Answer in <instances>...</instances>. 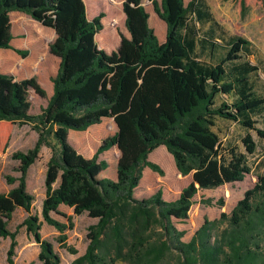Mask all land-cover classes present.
<instances>
[{"label": "trees", "instance_id": "trees-1", "mask_svg": "<svg viewBox=\"0 0 264 264\" xmlns=\"http://www.w3.org/2000/svg\"><path fill=\"white\" fill-rule=\"evenodd\" d=\"M147 1L166 27L163 43L148 26L142 6ZM98 5L106 9L109 28L124 21L129 35L120 37L111 53L96 44L109 37L102 38L103 15L91 21L86 17V9L89 15ZM240 6L244 13L245 0ZM120 7L119 0H0V50L27 57L26 51L10 45L8 14L19 12L54 32L49 54L59 60L50 80L52 95L35 115L30 113L29 92L46 99L38 82L0 74V155L9 146L14 126H29L37 134L33 149L11 156L19 163L14 169L19 177H4L8 185L16 184L0 194V238L10 240L6 264H14L21 228L39 246L40 263L60 264L52 245L41 239V224L32 214L34 198L26 191L27 171L42 147L50 151V158L41 216L59 233L57 243L65 246V233L73 227L71 218L58 212L60 205L71 208L74 216L85 213L97 220L88 227L84 254L70 264H264L263 174L256 175L229 214L204 219L187 242L182 241L185 232L175 227V222L187 220L199 191L240 183L250 174L246 155L254 154L256 144L249 133L264 139V131L256 128L264 98L251 81L259 71L247 60L253 54L251 43L240 37L217 43L223 40L215 36L220 26L206 0L186 5L183 0H124L122 11ZM196 25H208L202 38ZM47 45L40 30L25 42L35 54L18 70L21 76L41 66L45 72L52 69V61L39 57ZM205 54L207 61L202 59ZM104 119L112 120L116 132L85 158L69 144L68 133L86 131ZM219 121L246 132L241 140L244 153L222 144L216 131ZM159 147L190 182L175 200H163L161 190L136 198L144 169L163 175L148 161V156L154 160L152 152ZM112 148L118 151L114 181L99 177L108 168L99 156ZM17 208L28 216L10 233L7 225ZM51 214L67 223L55 221ZM67 251L77 255L74 248Z\"/></svg>", "mask_w": 264, "mask_h": 264}, {"label": "rangeland", "instance_id": "rangeland-1", "mask_svg": "<svg viewBox=\"0 0 264 264\" xmlns=\"http://www.w3.org/2000/svg\"><path fill=\"white\" fill-rule=\"evenodd\" d=\"M123 1L124 0H119L121 3V11ZM189 1L190 0H183L184 5ZM206 2L211 9L214 20L220 26V29L216 30L215 36L223 40L222 42L215 40L217 43L225 45L224 41L229 37H240L251 43L253 54L248 57L247 60L252 65H257L259 67V71L251 77V81L253 82L258 95L264 98V0H245L246 10L244 13H242L241 10L240 0H206ZM142 6L149 16L148 20L150 19V21H148L149 28L152 29L158 42L163 43L166 32L164 23L154 14L150 2H143ZM100 14L103 15V18L101 19L102 30H104L102 38H107L106 36L111 38L108 37L109 39L107 38L106 42L102 45L99 42L96 44L99 49L111 53L117 50L120 43V37L129 38V35L124 27V21H121L120 24L114 28H109L110 18L106 9L102 5H98L93 10L89 9V15H87V18L90 21ZM24 16L28 17L26 15ZM28 19L31 24L20 21L17 26L18 28L23 29L24 33L13 39L16 47L21 51H26L28 55L25 59L18 56L17 64L7 63L6 66L12 67V76L16 81L34 78L45 91L46 99L39 98L34 95L32 91L29 92L28 100L31 104L30 113L35 115L41 108L46 106L47 99L52 95V84L50 80L57 72L59 60L49 54V45L54 40L52 32L43 28L29 17ZM196 27L198 38H202L208 29V25H196ZM39 30L48 39L46 51L45 53L43 52L42 55H39V57L42 56L44 62L47 60L52 61V69L45 72L44 66H41L37 72L21 76L18 70L27 65L25 60H27L28 57L32 58L31 54H35V49L32 48L31 50H28L23 44H25L27 40H31L34 37V34L38 35ZM202 59L205 61L208 60L206 54ZM255 120L257 123L256 128L264 131V112ZM31 131L30 127L26 126H15L13 128L12 138L8 146V154L4 158V161H11L12 154L16 152L26 153L33 149L36 142L34 143L32 140ZM216 131L224 146L236 148L238 152L244 153L241 140L245 137L246 132L240 127L233 123L219 121L216 126ZM115 132L116 127L112 120L104 119L100 124L92 126L86 131L71 132L68 134V142L79 154L85 158H91L100 143L105 138L114 135ZM249 134L256 144L254 154L246 155V162L251 170L250 174L245 176L244 180L240 183L224 185L214 190H203L196 194L193 198V205L188 212L187 220L178 223L175 222V227L178 230L185 232V235L182 238L183 242H187L190 239L194 231L203 223L204 219L212 221L218 219L221 213L229 214L235 204L243 197V193L255 183L256 175H264V139H259L253 132H250ZM21 140H23V142L20 144L19 142ZM152 153L154 160H150L148 156V161L159 166L163 175L159 176L148 169H144L136 193L140 197L144 196V198H147L150 193L154 194L156 191L161 190L163 200H174L178 197L180 191L189 184L190 177H181L177 173L172 158L168 157V154L163 147L157 148ZM116 159L117 157L114 149L99 156V160H104L108 163V168L103 172L105 178L109 179L115 173ZM9 170H11L10 172L12 173V164L10 165ZM36 184L37 182L33 184V189H35L34 192L38 189ZM220 203H222V206H220ZM86 217V215L78 217L75 220V224H73L71 219L73 227L65 235V246H60L57 243L58 236L53 239L48 237L47 239L49 241L44 240L52 245L60 259V264H70L75 257L68 253V247L74 248L77 253H82L85 250L88 243L86 240V234L88 227L90 226ZM64 223H67L66 219ZM31 240H33L32 237ZM6 242L0 240V258H5V261L6 252L9 248V241ZM20 242L21 250L14 257V261H16L17 264H42L38 261L39 246L34 240L32 245H28L25 237L20 235ZM115 264L123 263L117 262Z\"/></svg>", "mask_w": 264, "mask_h": 264}, {"label": "crops", "instance_id": "crops-1", "mask_svg": "<svg viewBox=\"0 0 264 264\" xmlns=\"http://www.w3.org/2000/svg\"><path fill=\"white\" fill-rule=\"evenodd\" d=\"M8 16H9V20L11 18L10 23H11L12 40L10 42V45L13 49H18L16 47V45L14 44L13 39H14V37H18V35H22L24 33V30L18 28L16 21L20 20L22 22L30 23V24H31V22L28 19V17H25L22 13L10 12L8 14ZM86 17H87V14H86ZM87 20H88V18H87ZM47 30H50V29H47ZM50 31L52 32V36L54 38L55 37L54 32L52 30H50ZM23 45H25V44H23ZM7 63L17 64L18 63V55L16 53H14L12 50H0V74L13 75L12 69H11L12 67H7L6 66ZM26 127H29V126H26ZM71 132H73V131H70L68 134H70ZM12 133H13V129L11 132V138H12ZM31 134H32V140L35 143L36 139H37V134L33 131H31ZM10 141H11V139H10ZM22 142H23V140H21L19 143L21 144ZM112 149H114V151L116 153V157L118 158V151L116 150V148H112ZM8 150L9 149L7 148L6 152L4 154L0 155V194H7L11 189H13L16 186V184L8 185L7 182L5 181V178H4L5 176H10L13 178L19 177V174L14 171V169L19 165V163L17 161H14V160H11L9 162L4 161V158L8 154ZM49 158H50V151L47 148L42 147L40 149L39 159L33 165H31L29 167V169L27 171V175H26V191L30 195H32L34 198V201L32 204V214L37 216V218L41 224V226H40L41 238L43 240H46V241H49L47 239L48 237L53 239V238L59 236V233L53 227L48 226L47 224H45L43 222L42 216H41L42 202H43L44 194H45L44 179H45V172H46V164H47ZM116 161H117V159H116ZM11 164H12V173L10 172L11 170H9ZM99 177L105 178L103 173ZM109 180H112V181L115 180V173L113 174L112 177L109 178ZM35 182H37L36 185L38 187L36 192H34L35 189H33V186H34L33 184H35ZM136 190L134 192V196L136 198H140V196L137 195ZM152 194L150 193L149 197L152 196ZM58 212L61 215H65L66 217H70L72 219L73 224H75V220L78 217L86 215L84 213L80 216H74L72 209L68 208L64 205H60L58 207ZM27 216H28L27 213L22 208H17L12 215L11 221L7 225V230L10 233L17 231V226L20 225ZM51 218L54 219L55 221L61 223V224H66V223H64L65 219L62 216H59L56 214H51ZM86 219L88 220L90 226H93L97 223V220L89 219L87 217H86ZM67 232L65 233V235L67 234ZM20 235H23L25 237L28 245L33 244V240H31V237L26 234L25 229L24 228L18 229L16 238H15L16 244H17L16 248H15L16 254H18V252H20V250H21ZM0 240H4L5 242L9 241V244H10V240L8 238H6V239L0 238ZM84 252H85V250L82 253H77V256H75L73 258V260L76 257L83 255ZM13 262H14V264H17L16 261H14V259H13ZM0 264H6L5 258H3V259L0 258Z\"/></svg>", "mask_w": 264, "mask_h": 264}, {"label": "water", "instance_id": "water-1", "mask_svg": "<svg viewBox=\"0 0 264 264\" xmlns=\"http://www.w3.org/2000/svg\"><path fill=\"white\" fill-rule=\"evenodd\" d=\"M148 2V1H147ZM114 124V123H113ZM115 125V124H114Z\"/></svg>", "mask_w": 264, "mask_h": 264}]
</instances>
